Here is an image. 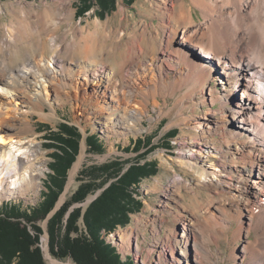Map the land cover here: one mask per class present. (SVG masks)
Returning <instances> with one entry per match:
<instances>
[{
	"label": "rangeland",
	"instance_id": "1",
	"mask_svg": "<svg viewBox=\"0 0 264 264\" xmlns=\"http://www.w3.org/2000/svg\"><path fill=\"white\" fill-rule=\"evenodd\" d=\"M63 1L66 2V0ZM91 1L87 0V2ZM102 1L105 5L111 6V9L102 11L101 14L99 12L101 11L100 7L94 4L95 6L89 11L79 16L77 13L78 0H67L66 3H70L72 13L71 15L66 14L65 18H62L61 15L64 13L63 9L57 8L55 10L54 16L60 17V28L58 27V30L56 29L53 33L55 36L57 35L55 46L57 48L60 46L57 49V56H59L57 58L62 63H66L68 68L74 66L73 60L78 62L79 59L82 61L84 68L85 64L104 61L102 65L106 64L113 71H118L121 67L124 69L127 66L126 64L131 59L130 51H135L138 58L144 60L149 59L153 54L161 56L164 53L165 40L162 42L160 40L156 42L155 40V50L151 49L150 41L157 36L155 33L159 32L158 34L161 36L163 31L167 32V26H165L167 24V13L168 11L178 12L180 1L183 2L187 10L191 7L190 12L195 24L201 23L202 20L200 10L191 4V0H162V2L160 0H112L110 3H106L107 0ZM60 2L61 0H0L1 34H3V29L7 33L12 32V27L15 24L20 26L21 30L33 27L30 24L38 23L37 16L48 4L59 7L61 6ZM17 14L23 19H26L29 14V23L27 21L26 23L24 21L20 23ZM147 22L154 23L155 30L148 26L149 23L147 24ZM194 22H187L186 25L191 26ZM182 32V28L176 32L171 49L177 46L181 49L187 48L186 45L181 43ZM34 38L21 47V52L19 51L17 55L11 57L12 59L10 58L9 64L11 67L17 68L26 57L37 59L54 53L53 47L49 46V34L45 36L41 34L40 36L37 33ZM84 38L88 45H95V52L91 55L74 49L77 41ZM141 47L143 48L142 52L139 51ZM151 50L153 51L151 52ZM197 50V48H191V53H194V56L199 57L200 60L208 61V59L203 58V55H199ZM189 56L190 60H193L192 55H186L185 59L188 60ZM190 60L188 61L193 63ZM141 65L139 63V66ZM221 66H218L220 72L222 71ZM170 67L171 69L167 71H154L156 76L152 78H137L133 70H129L128 73L125 72L130 78H137L138 83L132 85V88H126L125 98L120 95L122 99L118 103L113 101L114 99H112V102L110 101L109 94L111 91L105 84L94 85L92 79L86 82L83 77L82 79L78 78L77 83L74 81L75 84L73 83L72 87H67L65 86L66 82L64 83L58 77L55 78L53 83L58 92H61L60 97H56V92L49 80L45 82L46 89L43 85H40V87L38 85L42 100L33 98V103H30L32 107H29L27 111L31 126L25 128L24 134H29L31 138L40 144L41 152L46 159V170L40 177L39 183L41 186L38 193L29 190L24 195L14 193L11 196H0V208L5 201L20 204L23 208H26L36 205L41 200V194L46 190L44 183L48 172H50L49 163L53 161L52 155L55 150L45 146V143L50 141L45 138V134L50 129L57 130L59 123L63 121L76 125L82 134V138L79 152L67 171L64 189L45 219L37 221L43 228L40 248L47 264H54L52 259L61 263L75 264L69 257L58 259L51 254L46 226L48 218L64 201L71 197L82 182L81 179H91L90 174H81L83 169L86 170L92 165H100L114 159L123 161L125 167H128L134 161L153 163L156 166V171L150 176L141 178L128 191L135 201H139L140 208L137 211L130 212L128 218L117 224L111 231L106 232L104 228L100 231L102 238L109 240V243H113L114 246L117 243L122 244L123 249L128 250L131 254L136 255V252H139L144 264H248V257L240 252L242 246L248 241H253L252 251L260 249L255 243V239L259 235L254 226L255 221H252V217L249 218V212L239 211V206L242 203L232 205L230 201L231 196L236 192L231 191L232 187H229L228 183L217 184L209 180L208 182L205 181V177L201 174H204V169L207 171L208 168L218 167V174L226 176H220L221 181L223 179L226 182L229 181L228 173H225L227 169H222L219 164L221 160H218L221 154L227 153L226 150L221 153L220 149H213L217 154L213 152L207 157L206 154L199 155L203 153L202 151L205 148L210 149L214 145L218 146L223 138L214 131L200 134V131L195 130L196 122L207 120V116L211 117V115L217 119H221L222 115H225L231 122V119L239 118L240 114L231 117L232 112L228 109V105H224L225 101H217L211 105L207 101L208 95L206 93L196 95L193 91L196 84L186 82L188 71L186 72L183 64L179 63V66L173 64ZM76 69L72 71V74ZM210 80H206L205 92L212 83ZM5 87H3V83H0V94ZM217 89H220L219 85ZM231 90H235L234 99L236 101L239 100L241 103H245V98L242 97L243 86L236 85ZM105 92L106 95L103 97ZM1 100L6 102V98ZM12 102H14L13 98ZM124 108H130L131 112L134 111V117L129 123L132 128L120 129L117 125L114 129L116 132H114L106 130L105 126L99 123L104 121V118L108 115H120ZM250 111L252 116H257L258 109L253 108ZM135 114L137 115L135 116ZM244 117L247 116H242V119ZM239 119L240 122L238 119L232 120L234 127L243 125L242 119ZM11 123H16V128L18 125L19 127L22 126L19 120H7L6 124ZM44 124L48 125L49 129L45 128ZM111 129L113 130V127ZM174 130L175 133H170ZM90 133L98 134L104 143V151L94 152L89 149L86 136ZM140 137L146 141H151V143L136 151V149H133L132 143ZM179 140L184 141L183 144ZM196 141H199L200 144H196ZM83 144L85 146L84 156L74 178L70 181V170L79 159ZM194 144L200 145V147L196 146L199 148L198 159H196L198 162L193 164L194 160L191 159L194 158V155H185L184 152ZM141 152L143 153L141 154ZM111 181L90 193L83 202L74 203L71 209L81 206L84 211ZM262 183L264 185V179ZM260 194L261 207L264 209L263 188ZM256 210L259 211L260 209L256 208ZM189 211L193 212L198 218L194 232L193 225H187L188 229L184 231V226L178 222L180 221L179 218L182 220V216L188 215ZM182 222L186 223L183 220ZM79 227L86 234L82 219L79 221ZM46 234L47 242L45 243L43 236ZM73 235L75 236L74 233ZM177 237H182L183 241L186 239L187 244H182L179 248ZM193 240L200 248L201 253L193 250ZM155 242L156 244H154ZM198 257H200L199 260Z\"/></svg>",
	"mask_w": 264,
	"mask_h": 264
},
{
	"label": "bare ground",
	"instance_id": "2",
	"mask_svg": "<svg viewBox=\"0 0 264 264\" xmlns=\"http://www.w3.org/2000/svg\"><path fill=\"white\" fill-rule=\"evenodd\" d=\"M160 1L162 2V0ZM66 2L61 0V6L59 7L47 3L46 8L36 18L38 23L30 24L33 27L25 28L24 26L25 29L21 30V27L15 24L12 27V32L7 33L4 29L3 34L0 32V83H3V87L6 86V90L3 88L0 94V196H11L14 193L24 195L29 190L38 193L41 186L39 182L41 180L40 177L46 170V159L41 152L40 144L31 138L29 134H24L25 128L31 126L27 111L29 107H32L30 103H33V98L42 100L38 85L39 87L43 85L46 89L45 82L49 80L56 92V97H60L61 92H58L53 83L55 78L58 77L64 83H68L69 85L65 83L67 87H72L73 83H77L78 78L82 79L83 77L86 82L92 79L94 85L105 84L111 91L109 94L110 101L112 102V99H114L113 101L118 103L122 99L121 96L125 98V89L132 88V85L138 83L137 78H152L156 76L154 71H167L171 69V65L179 66L180 63L186 68V72L188 71L186 82L189 81L193 85L196 84V88L193 89L196 95L206 93L208 95L207 101L211 105L217 101H225L224 105H228V109L233 113H231V117H236L237 114H240L238 117L242 119V116H247L242 119L243 125L241 127L232 125V120L238 119L240 122L239 118H233L230 122L225 115H222L221 119L211 115V117L207 116V120H198L195 124L196 131H200V134L214 131L220 134L223 139L218 146L214 145L210 149L205 148L204 151L201 150L203 153L200 154L199 148H197L200 145H196L200 144V142L196 141V144L188 147L184 154L194 155V158L191 159L192 161L194 160V164L198 162L196 160L198 159V154L200 156L206 154L207 157L215 149H220L221 153L222 151H227L226 154H221L218 160H221L219 161L221 168L227 169L225 173H228V182L224 181V179L221 181L220 176H226L218 174V167L213 166L215 169L208 168L207 171L204 169L203 172L206 176L203 173L201 174L205 177V181L208 182L209 180L217 184L228 183V186L232 187L231 191L236 192L231 196L232 205L242 203L239 206V211L249 212V218L252 217V221H255L254 226L260 235L255 239V243L260 249L252 251L254 247L253 241H248L242 246L240 252L248 257V264H264V209L261 207L260 198V191L262 188L264 189L262 183L264 179V0H191V4L198 7L201 12L202 20L199 24H195L193 21L190 12L191 7L187 10L183 2L180 1L178 12H173L172 9V12L168 11L167 13V24L165 25L167 26V32L163 31L161 36L158 34L159 32L155 33L157 36L150 41L151 49H154L156 46H154L155 40L156 42L165 40L164 53L161 52V56L153 54L149 59L144 60L138 58L135 51H130L131 59L126 64L127 66L124 69L121 67L118 71H113L106 64L102 65L104 61L85 64L84 68L82 61L79 59L78 62L73 60L74 66L68 68L66 63H62L57 58L59 57L57 56V49L60 46L58 48L55 46L57 44V35L55 36L53 33L56 29L58 30L60 17H55L54 13L59 8L60 10L63 9L65 13L61 14L62 18H65L66 14L71 15L70 3ZM28 12L32 15L30 11ZM29 14L26 19L21 18L17 14L18 21L20 23L23 21L24 23L26 21L29 23ZM187 22H194V24L187 26ZM147 24L155 30L156 26L154 23L147 22ZM180 28L183 29L181 43L186 45L187 48L181 49L177 46L171 49L175 34ZM37 33L40 36L41 34L44 36L49 34V46L53 47L54 53L37 59L26 57L17 68L11 67L9 64L10 60L19 51L21 52L22 46L35 39L34 37L37 36ZM94 46L88 45L84 38L77 41L74 49L91 55L95 52ZM190 47L197 48L199 55H203V58L208 59V61L200 60L199 57L194 56ZM142 50L143 48L141 47L139 51L142 52ZM186 55H192L193 60H190V56L188 60L193 63L185 59ZM139 63L142 65L139 66ZM100 65H102L101 68H99ZM220 65H222L221 72L218 70ZM75 68L77 69L72 74ZM129 70H133L137 78L127 76L125 72L128 73ZM208 79H211L212 83L207 88V92H205L204 86ZM218 85L220 89H217ZM236 85L243 86L242 97L244 96L245 103L234 99L235 90L232 91L231 88ZM228 86L230 87L229 89ZM105 95L106 92L103 93V97ZM2 98H6V102H2ZM12 98L14 102H12ZM253 108L258 109L257 116H252L250 110ZM129 109L124 108L122 113L117 116L108 115L104 118V121L99 123L105 126L108 131H114L117 125H119L120 129L132 128L129 123L134 117V111L131 112ZM7 120H19L22 126L19 127L18 125L19 128H16L15 124L17 122L15 124H6ZM111 127H113V130ZM179 142L183 144L184 141L179 140ZM84 150L85 146L83 144L81 155L70 170V181L74 178L75 172L81 163ZM214 154L217 153L214 152ZM256 208L260 210L257 211ZM179 219L180 221L178 222L184 226V231L188 229L187 225L191 224L194 232L198 218L193 212L189 211L188 215L182 216V220L186 223L182 222L181 218ZM43 238L46 243L47 234ZM177 240L179 248H181L182 244H187V240L184 239L183 241L182 237H177ZM192 248L201 253L194 240ZM52 263L70 264L61 263L53 259Z\"/></svg>",
	"mask_w": 264,
	"mask_h": 264
},
{
	"label": "trees",
	"instance_id": "3",
	"mask_svg": "<svg viewBox=\"0 0 264 264\" xmlns=\"http://www.w3.org/2000/svg\"><path fill=\"white\" fill-rule=\"evenodd\" d=\"M78 2L79 16L95 5L100 7V14L111 9L102 0ZM44 126L49 129L48 125ZM170 133H175V130ZM45 138L50 140L45 146L55 150L53 161L49 163L50 172L44 183L46 190L42 192L41 200L26 208L5 201L0 208V264H47L40 248L43 228L37 221L45 219L58 201L64 189L67 171L79 152L82 134L76 125L63 121L59 123L57 130H48ZM86 143L94 152L105 149L96 133L88 134ZM150 143L151 141L140 137L134 140L132 146L137 151ZM155 169L153 163L139 161L125 167V163L119 159L83 169L81 174L88 173L91 179H81L82 182L71 197L47 220L51 254L58 259L69 257L75 264H137L130 254L123 255L113 243L103 239L100 231L103 228L106 232L111 231L128 218L130 212L140 208L139 201H135L128 191L141 178L154 174ZM110 180V184L84 211L81 206L71 209L74 203L83 202L90 193ZM80 219L84 223L86 234L79 227ZM73 233L75 236H72Z\"/></svg>",
	"mask_w": 264,
	"mask_h": 264
},
{
	"label": "built area",
	"instance_id": "4",
	"mask_svg": "<svg viewBox=\"0 0 264 264\" xmlns=\"http://www.w3.org/2000/svg\"><path fill=\"white\" fill-rule=\"evenodd\" d=\"M112 236H113V234H111ZM106 241H109V240H106ZM122 245V244H121ZM119 243H117L116 244V247H117V249L123 254V255H126V254H130L131 255V257H132V259H133V261L135 262V263H137V264H144V260H143V258H141L140 257V255H139V252H136V255L135 254H131V253H129V251L127 250L126 251V249H123V247L121 246ZM142 253H144L143 251H142ZM144 256V255H143ZM141 258V259H140Z\"/></svg>",
	"mask_w": 264,
	"mask_h": 264
}]
</instances>
